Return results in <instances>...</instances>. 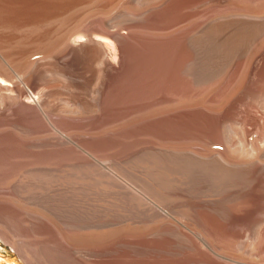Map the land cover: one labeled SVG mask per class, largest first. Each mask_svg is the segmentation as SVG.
I'll list each match as a JSON object with an SVG mask.
<instances>
[{
	"label": "rangeland",
	"instance_id": "obj_1",
	"mask_svg": "<svg viewBox=\"0 0 264 264\" xmlns=\"http://www.w3.org/2000/svg\"><path fill=\"white\" fill-rule=\"evenodd\" d=\"M247 1L250 3H248ZM259 1L261 2V0H236V3L234 2V7H236L237 12L243 13L244 10H255L256 6L257 9L260 8V6H258L261 5L259 4ZM242 2L249 4L247 6H251V8L249 7V9L247 6H244L246 4H240ZM253 2L258 3L257 5H254ZM249 39L251 38H248L244 41H238L239 43H241V45L243 42L247 43H243L242 46H240V44H237L238 42L236 40L235 42L225 41L226 43H223V45L225 46L221 45V47L217 48V52H209L206 55L203 64L197 67V69H194L193 72L191 70L187 71L185 69H182L181 63L183 62L184 57L183 55H178V52H172L171 50L168 52H159L148 49L141 50L142 52L137 51L130 54L128 53V55L126 54L124 57L123 65H125L118 67L117 69H115V71L113 70L114 73L112 71L108 76L109 79L107 78L106 83L102 88V93L104 94L99 98V100L101 101L98 100V96L97 98H94L96 96H93L96 95V93L92 88L96 90L97 88H99L100 83L97 82V86L96 79L92 81L93 83L90 84V88L84 87L85 85H83V83L82 87L81 84L79 85L75 82L72 83L70 87L63 84V86H59L60 89L57 88L56 93H54V96L51 97V99L53 100L54 98L53 102L56 104L58 103V106L60 107H62L63 105L66 106L67 103L64 102L66 98L69 100H66L68 102V105L72 103L70 102L71 100H73L72 96L77 94H81L80 96L87 103H89V105L92 102L90 107L87 108L88 113H93H89L91 116L85 113L86 110L81 111L82 114L81 112L77 113L78 116L80 114L83 116L84 114L87 115L83 117V120L82 116L76 117V114L73 113L75 116H73V118H75V120H78L80 118V120L78 121L82 122L83 124L85 121L83 127L75 129L76 132L78 131L77 133H79L83 130V132L86 131V135L83 132H80L79 134H77L76 132V134L74 132L72 134L70 133L71 136L76 135L78 137H76L78 139V143L80 144L79 141L81 140V145H85L84 147H87V150H83L74 143L68 144L67 142L65 143L57 140L60 135L64 136V134L66 135L67 133L63 132V130L61 131V128L57 125L59 123L61 124V122H58L59 120L57 121L56 116L54 117L55 119H52L53 121H57V128L53 126L54 129L59 132L58 133L54 130L56 135L53 134L54 132L52 130H39V124L37 125L33 122L23 121L21 128L19 126V128L13 130L16 142L14 143V145L11 144L10 146H8L6 142L0 138V264H264V243L262 244V238L260 239V236L255 233L257 232L255 227L248 226L246 229L247 231L250 230L249 233L251 234L248 235L246 234L248 232H244L245 234L243 233L242 237H240L236 241L230 240L229 238L223 240L222 242L220 241L219 243H217L219 246L217 245L214 251L213 249H208L204 245H202V241L197 234V230H201L199 229L200 226H198L197 223L191 218L187 219V221H189L187 223L190 225V227L195 226L192 228L194 231H190L184 227L179 228L180 224L177 223L178 225H176V221L173 219L169 221V219L164 218L163 216L160 217L158 215H154L153 218H151L152 216L149 217L151 219H146L145 215H143V211L141 210L139 212V210L142 209V202L139 198L140 196H142V193L144 192L143 188L145 187L143 180L146 181V178L149 177V174H152L149 170V167L152 165L150 159L153 160L157 158L161 160H170L169 158L167 159L165 157L167 156V152L174 153L175 151L176 152L174 154L186 153L198 159H205L207 157H210L215 152H221L223 155L232 153L234 154L235 152L234 155H237V157L231 155H227L226 157L230 156V158H233L232 160H234L235 162H244V158H246V156L248 158L247 161H251L253 159L255 160L257 158L258 154H256V151L255 153H252L254 151L251 150L254 146L257 147V145H259V148H264V142L262 143L264 139V119L262 120L263 122L259 124V126L251 125V127L249 125L248 127H246L244 134H241V131L238 130L239 128H236V132L234 134L235 142L231 147H227L226 145H224L225 143L221 140L213 141L210 136L213 131L212 128H214L211 125H214L215 121L217 120L216 118H223L221 116L226 110H229V114L231 116L230 119L237 127L238 124L233 121V117L236 116L235 113L238 109L237 105L240 106V102H242L241 100L246 98L250 93L254 91L256 92V88H258V85L260 84V78L263 74V62L261 63V65H255L256 57H254V54L260 46L264 45V41H262L264 40V34L263 36L256 38L257 40L251 39V41H249ZM170 43H172V45ZM178 43V41L165 43V48H175V46H177L175 44ZM255 44L257 45L255 46ZM245 45H250L247 50ZM238 47L240 48L239 52ZM228 48H230L229 50L233 53H237V56L235 54H231L228 51ZM219 50L221 52H219ZM249 50H251V53H248ZM150 51H152L154 54ZM145 52L147 53L145 54ZM228 52L230 54H228ZM239 55L242 58H238ZM246 55L250 56V58L252 57L254 62L252 61V59L251 62L249 59V62L251 64L247 62L246 59H248V57ZM225 57H227V59H225ZM233 59H235V61H233ZM178 63L179 65H177ZM247 63L252 67L250 68ZM208 64L209 66H207ZM220 64H222L221 67ZM207 67L211 70L209 71ZM246 68H250L248 72V69ZM196 70H198L199 72ZM75 73L76 75H78L79 71H75ZM203 77L206 79L204 80ZM201 80H203L204 82ZM207 80L209 81L207 82ZM207 84H209L210 86ZM104 88H106L105 92ZM29 90H33V98H36L38 96V90H34L32 88H29ZM64 97L65 99L62 101ZM93 98L95 99V101ZM90 99H92L91 102ZM169 99L172 100L171 104L166 102V100ZM61 101L62 103H60ZM96 101L98 102L96 103ZM153 103L156 104L154 110H144L141 108L140 110H138L139 106ZM96 105L98 106L97 108H95ZM116 105L117 107L115 108ZM107 107L108 109H106ZM92 108H95L94 111H97H92ZM140 112L143 114L141 115ZM119 114L121 115V117ZM92 115L94 116V118H92ZM97 115L99 116L97 117ZM103 116L107 117H105L104 119ZM169 116H171V118L168 119ZM211 116L214 120L211 119ZM226 116H228L229 118V115ZM100 118L102 119L103 123L99 121L101 120ZM155 120L156 125L154 127V131L144 132V128L142 127V125L146 122ZM125 122H127V124H125ZM208 122L214 123L209 124ZM22 126L24 127V129L26 127L25 132L29 130L30 134H25V132L23 133ZM130 126L132 127L129 128ZM87 127H89V132H87ZM207 127H209V129ZM43 131L45 133L48 132L49 134L47 133V135H44V137L41 135H38L37 137H26L28 135H31V133V136H33L35 133L44 134ZM238 132L239 134L237 135L236 133ZM22 134L23 136L25 134L24 140L23 136H21ZM167 134L173 135V138L170 139L163 136ZM184 134L185 136L180 137ZM201 136L203 137L201 138ZM101 137L107 138L110 140V142L115 143L114 148H112L113 150H101V148L97 146L94 147V145L92 144L93 140H97ZM208 137H210L209 140H207ZM238 137H242L241 139L246 140L240 141ZM53 138L55 140L54 142ZM40 139L42 140L40 141ZM26 141L29 144V149L25 152L24 149L22 150L20 145H22L23 142ZM242 141L244 142V144L247 143V146L244 145ZM256 141L262 144H257ZM90 143L92 144V146L90 145ZM209 144L211 146H209ZM242 144L244 146H242ZM239 145H241L242 148ZM41 146L46 147L42 148ZM47 146L49 148H47ZM52 146L55 147L53 148ZM159 146L162 147L160 148ZM163 146L166 148H163ZM208 146L210 149H208ZM223 146L224 149L227 148L228 150L230 149V151H228L227 149L223 150ZM236 146H238L239 148H237ZM58 147L60 149H58ZM247 147L248 150L245 149ZM97 148L99 150H97ZM38 149L43 154H41ZM159 149L162 150L159 151ZM35 150L37 152H35ZM245 150L247 151V153ZM145 151H147V153ZM68 152L69 155L67 154ZM82 152H84L85 154H83ZM247 154H254L253 156L255 158L249 160L250 156ZM241 155L244 157H239ZM9 156H11L13 159H9ZM80 157L86 159L82 160L80 159ZM39 160L41 162H38ZM95 161L97 164H95ZM186 162L187 164L173 162L174 167L171 165V167L167 169L168 171L165 172V175H167L168 177L170 175L174 177L173 179H171L172 177L170 176V182H168L169 179L165 176L166 182L174 184L171 185L172 187L170 194L172 196L174 195L173 197H176L177 199L179 198L181 201H178L179 205H185V209L187 208L186 206H188L189 208L188 203L185 201L190 198L199 199V197H203V187H205L203 176L201 175L203 174V164H197L195 162H192L191 160H187ZM93 163L95 165H93ZM31 164L32 168H30ZM44 164L47 166H45ZM82 164L83 166H81ZM87 164L91 165L88 167ZM178 164H180L181 166ZM200 164L202 166H200ZM92 165L93 169L95 170H99L101 166H103L104 168L101 167L102 171L97 170L95 171V173H93V169L91 170ZM27 166L29 167V169L27 168ZM197 167L199 170L197 169ZM185 168L186 170H183ZM70 169L71 171H69ZM43 170H45V172ZM75 170L76 173L79 172V174L77 173L78 175H76V173H73V171L75 172ZM90 170L93 172L91 173ZM103 170L107 171L104 172ZM30 171L35 176H30ZM40 172H44V174L42 175ZM46 172L47 174H45ZM183 172L184 177L186 178L185 181H187L183 182V185L185 186H182V183H180V178ZM23 174H26L24 175V177H26L25 179L23 177ZM71 175L76 176L73 177ZM45 176L47 177L46 180L44 178ZM112 181H115L119 186L117 184L115 186V182L112 183ZM122 183L124 184L123 188L127 186L131 191L130 193H135L133 194L134 197L131 196L132 194L128 193L129 189H127V187L125 188L127 190H122L124 194L119 191L120 189H117V187L123 189L121 186ZM175 183L180 184L175 185ZM186 185H188L189 187ZM179 188H181L182 191ZM195 188L197 190H195ZM116 189L118 191H116ZM176 189L178 190L176 191ZM179 190L180 192H182V195L180 194ZM183 190H185L186 192ZM124 191L127 192L125 193ZM174 192L175 194H173ZM193 192L196 193L192 194ZM138 194L141 195L137 196ZM247 194L249 195H247L248 198L254 199L256 191L251 188L248 190ZM117 196L122 197L121 202L124 200L123 202L125 206H123V202L121 203L119 197ZM130 196L132 198H130ZM128 197L129 199H127ZM181 197L185 198L182 199ZM135 199H138V201L141 203H138V201H136ZM143 199L144 196L142 198V201ZM116 200H118V204H116ZM114 202H116V205L114 204ZM133 204H135V206H132ZM136 204H139V206ZM252 205L253 204L251 202L248 205L249 207L247 206L246 212L252 213L255 210V206ZM138 207L140 209H138ZM161 221L165 222L161 223ZM172 221L173 223L171 224ZM163 224H165V226L172 225V227H175L174 230L176 232L173 230H167V227L165 228ZM3 225H9V228ZM196 227L198 228L195 230ZM181 233H185L187 237L185 235H182ZM5 234L8 236H6ZM7 239H9V241H7ZM258 239H260L259 243L257 241ZM191 242L193 243L191 244ZM199 244L201 245V247ZM204 247L206 250L204 249ZM25 249L27 251H25Z\"/></svg>",
	"mask_w": 264,
	"mask_h": 264
},
{
	"label": "bare ground",
	"instance_id": "obj_2",
	"mask_svg": "<svg viewBox=\"0 0 264 264\" xmlns=\"http://www.w3.org/2000/svg\"><path fill=\"white\" fill-rule=\"evenodd\" d=\"M238 1H240V0H238ZM263 1L264 0H261V2H263ZM234 2L236 3V0H0V138L2 140H4L8 146H10L11 144L14 145V143H16V142H15V136H14L13 130H15L16 128H19V126L21 128L23 121L33 122L37 125L39 124V126H40V129L38 127L39 130H41V129L42 130H45V129L52 130L54 132L53 134H55V131H56V129H54V127L57 128V125H58L61 128V131L63 130V132L67 133L66 135L64 134V136L60 135V137H58V139H57L58 141L65 142V143L67 142L68 144L74 143L75 145L82 148L83 150H87L88 148L86 147L87 148L86 149L84 147L85 145L84 146H82L83 144L81 145V140L79 141L80 142V144H79L77 141L78 137L76 135L71 136L70 133L71 134L73 132L75 133L76 128L79 129V128L83 127L85 124V121H84V124L82 122L78 121V120H80V118L78 120L77 119L75 120V118H73V116H74L73 113H75L76 114L75 116L77 117L78 116L77 113H80L81 111L86 110L85 113H87V115H88L90 112L88 113L87 108H89L90 105L92 104V102H91L92 99H90L91 104L89 105V103H87L80 96L81 94L80 95L77 94V95L72 96L73 100L70 101L72 103H70L68 105V102L66 101L68 99L66 98V100L64 101L67 103L66 106L63 105L64 107L63 106L60 107V106H58V103L56 104L53 102L54 98H53V100L51 99V97L54 96V93H56L57 88L60 89L59 86H61L62 84L70 87V85L74 82L78 83L79 85L80 84L82 85V83H83V85H85L84 87L90 88V84L93 83L92 81L96 79V83L100 82L99 88H97L96 90L94 88H92L96 93V95H93V93H92V95L96 96L94 98H97V96H98V100H99L100 96H102L104 94V93H102V88L105 85L108 76L111 74V72L113 70L115 71V69H117L118 67L125 65V64L123 65L125 55L126 54L128 55V53L130 54V53H134L137 51L140 52L141 50H148V49L152 50V51L153 50L159 51V52H168L170 50L172 52H178L179 54L178 53H176V54L183 55V57H184L183 62L181 61L182 62L181 63L182 69H185L187 71L191 70L193 72L194 69H197V67H199L200 65L203 64L205 57L209 52H214V51L217 52V50H218L217 48L221 47V45H223V43L225 41L235 42V40H236L238 42L241 40L244 41L248 38H251L254 40L256 38H259L260 36H263V34H264V2L261 3L259 1V4H261V5L263 4L262 6L258 5V6H260V8L257 9V6L256 7L254 6L256 8L255 10H244L243 13L237 12L236 7H234V5H235ZM248 3H250V2H248ZM257 3H254V5H257ZM237 4H238V2H237ZM240 4H246L244 6L249 5V4L244 3V2H242ZM247 7L251 8V6H247ZM254 7H252V8H254ZM261 38H263V37H261ZM251 39H249V41H251ZM171 41H178L179 43L175 44V45H177V46H175V48H173V47H171V49L169 47L165 48V45H166L165 43H169ZM262 41H264V40H262ZM243 43L247 44L245 42H243ZM243 43H242V45H243ZM170 44L172 45V43H170ZM237 44H240V46H242L241 43H239V42ZM226 45H228V44H226ZM256 45L257 44H255V46ZM223 46H225V45H223ZM249 46H246V50ZM225 48H227V47H225ZM234 48H236V47H234ZM243 48H244V46H243ZM229 49L230 48H228V51L231 54H235V55L237 54V53H233ZM152 51H150V52L153 53ZM239 51H240V48L238 49V52ZM250 51L251 50H249L248 53H251ZM219 52H221V51L219 50ZM229 52H228V54H230ZM146 53L147 52H145V54ZM223 53H225V52H223ZM140 56H142V55H140ZM172 56H173V54H172ZM216 57H218V56H216ZM239 57H240V55L238 56V58ZM247 57H248V59H246L247 62H249V59H250V62H251V59L253 61L252 57L251 58H250V56H247ZM254 57H256L255 65H257V64L261 65V63L263 62V70H262L263 74L261 73L262 76L260 78V84L258 85V88H256L257 91L250 93L246 98L241 100L242 102H240L241 103L240 106L237 105L238 109H237V112L235 113L236 116L233 117V121H235L238 124L237 127L235 124H233L232 120L230 119L231 116L229 114V110H226L222 114L221 117H223V118H220V119L216 118L217 120L215 121V123L213 122L214 125H211L214 127V128H212L213 131L210 129L212 131V133L210 132L211 133L210 136H211L212 140L213 141L214 140H221L225 143L224 145H226L227 147H231L235 142L234 141L235 140L234 134L236 132V128H239L238 130L241 131V134H244L246 127H248L249 125L250 126L251 125L259 126V124L261 122H263L262 120L264 119V45L260 46L257 49L256 53L254 54ZM240 58H242V57H240ZM134 59H137V58H134ZM225 59H227V57H225ZM235 59H233V61H235ZM144 61H145V59H144ZM150 61H151V58H150ZM243 61H244V59H243ZM153 62H155V61H153ZM240 62H242V61H240ZM236 64H237V62H236ZM177 65H179V63ZM221 65L222 64H220V67H221ZM234 65H235V63H234ZM244 65H246V64H244ZM260 65H258V66H260ZM207 66H209V64ZM217 66H218V64H217ZM249 67L251 68L252 66L249 65ZM223 68H225V67H223ZM226 68H228V67H226ZM250 68H246V69H248L247 72L249 71ZM253 68H255V67H253ZM207 69H208V67H207ZM219 69H221V68H219ZM208 70L210 71L211 69H208ZM221 70H223V69H221ZM75 71H79V74L76 75ZM114 71H113V73H114ZM196 71H198V70H196ZM113 73H112V75H113ZM227 73H229V72H227ZM252 73H250V74H252ZM236 75H238V74H236ZM197 76H198V74H197ZM209 76H212V75H209ZM190 77H192V76H190ZM254 77H256V76H254ZM198 79H199V77H198ZM205 79L206 78H204V80ZM246 79H247V77H246ZM213 80H211V81H213ZM201 81H203V80H201ZM208 81L209 80H207V82ZM197 82H198V80H197ZM98 83H97V86H98ZM195 83H196V81H195ZM83 85H82V87H83ZM207 85H209V84H207ZM251 86H253V85H251ZM64 87H62V88H64ZM29 88L30 89L32 88L34 90L39 91L38 96L36 98L35 97L33 98L34 92H33V90L30 91ZM254 88H255V86H254ZM105 89L106 88H104V92H105ZM88 90H90V89H88ZM243 90H245V89H243ZM36 95H37V93H36ZM64 99H65V97L62 99V101ZM62 101L60 103H62ZM94 101H95V99H94ZM99 101H101V100H99ZM171 101H172L171 99L166 100V102L169 104H171ZM97 102L98 101H96V103ZM228 102H230V101H228ZM227 105H229V104H227ZM112 106H114V105H112ZM155 106H156L155 103L145 104L143 106H139L138 110H140V108L144 109V110H154ZM97 107L98 106L96 105L95 108H97ZM116 107H117V105L115 106V108ZM94 109L92 111H94ZM103 109H105V108H103ZM106 109H108V107ZM200 109H202V108H200ZM99 110H100V107H99ZM213 110H215V109H213ZM95 111H97V110H95ZM216 112H218V111H216ZM101 113H102V111H101ZM117 113H119V112H117ZM205 113H207V112H205ZM81 114H82V112H81ZM81 114L79 116L80 117L82 116V118L85 117V115H86V114H84V116H83ZM90 114H93V113L91 112ZM90 114H89V116H91ZM110 114H112V113H110ZM142 114L143 113H141V115ZM226 115H229V118ZM55 116L57 117V121L59 120L58 122H61V124L59 123L60 125L56 123L57 121L54 120L55 121L54 122L52 120V119H55L54 118ZM98 116L99 115H97V117ZM103 117L105 119V117H107V116H103ZM120 117H121V115H120ZM209 117H210V115H209ZM92 118H94V116ZM169 118H171V116H169L168 119ZM212 118L213 117L211 116V119ZM83 120H84V118H83ZM93 120H95V119H93ZM212 120H214V119H212ZM99 121L102 122V119ZM155 123H156V120L144 123L142 125V127L144 128L143 131L144 132L145 131H147V132L148 131L149 132L154 131V129H155L154 127L156 125ZM213 123H209V124H213ZM89 124H90V122H89ZM125 124H127V122H125ZM133 126H134V124H133ZM27 127H28V125H27ZM131 127L132 126H130L129 128H131ZM92 128H93V126H92ZM92 128H91V130H92ZM203 128H204V126H203ZM207 128L209 129V127H207ZM88 129H89V127H87V130ZM147 129H149V130H147ZM260 129H262V128H260ZM22 130H23L22 132L24 133L26 131V127H25V129L23 127ZM98 130H100V129H98ZM84 131H85V129H84ZM56 132H58V131H56ZM82 132H83V130H82ZM85 132H83V133H85ZM87 132H89V130ZM139 132H141V131H139ZM26 133H29V130L27 132H25V134ZM47 133L48 132H46V133L44 132V134L42 133L43 134L42 135L41 133H39V134L35 133L34 134V132H33V134L36 136H34V135L31 136L32 135V133H31V135H28L26 137H28V138L29 137H37L38 135H41L44 137V135H47ZM50 133H52V132H50ZM79 133H77V134H79ZM25 134H24V136H23V134L21 135V136H23V140H24ZM236 134L238 135L239 132ZM85 135H86V133H85ZM102 136H103V134H102ZM163 136L165 138H170V139L173 138V135H171V134H167V135H163ZM183 136H185V134L181 135L180 137H183ZM108 137H109V135H108ZM202 137L203 136H201V138ZM263 137H264V135H263ZM55 138H57V137H55ZM209 138L210 137H208L207 140H209ZM241 138L242 137L239 138L240 141L246 140V139L244 140ZM41 140L42 139H40V141ZM54 141L55 140L53 138V142ZM243 141H242V143L244 144ZM263 142H264V139H263L262 143ZM91 143H90L91 146L93 144L94 147L97 146V147L101 148V150L112 149V148H114V145H115L114 142H110L109 139L102 138V137L97 139V140L96 139L93 140V143L92 144ZM262 143L257 142V144H262ZM216 144H218V143H216ZM243 144H242V146L246 145L247 143H245L244 145ZM20 146H21L22 150L24 149L25 152L29 149V144L27 143V141L23 142V144ZM150 146H152V145H150ZM209 146H211V145L209 144ZM209 146H208V149H210ZM239 146L241 147V145H239ZM41 147L45 148L46 146L45 147L41 146ZM214 147H216V146H214ZM236 147L239 148L238 146H236ZM249 147H253V146H249ZM255 147L256 146H254L252 149L250 148L252 151H254V152H252V151H250V152L255 153V151H256V154H258L257 158L255 160L253 159L251 161H247L248 158L246 156L247 159L244 158V162H235L234 160H232L233 158L232 159L230 158V156H228V157L231 160L228 157H226L227 155L235 156L234 155L235 152H234V154L232 153V154H224V155L221 152L220 153L215 152L210 157H207L205 159H198V158H194V157H192L186 153L185 154H174L176 152L175 151L174 153H168L167 152V154H166L167 156H165V157L167 159L169 158L170 160H165V159L161 160V159H157V158L153 159V160L150 159L152 165L149 167V170L151 171L153 176H152V174L151 175L149 174V177L146 178V181L143 180L144 181L143 183L145 186L143 188L144 192L142 193V196H140V198H139V199H141L142 203L139 202L138 199H135L136 201H138V203L142 204V207H141L142 209H140L138 207V209H140L139 212L142 210L144 213L143 215H145L146 219H148L151 216H152L151 218H153L154 215L155 216L158 215L160 217L163 216L164 218L169 219V221L171 219H173L176 221V225L180 224L179 228L184 227L190 231H192L193 230L192 228L195 227V226L190 227V225L187 223V222H189V221H187V219L191 218L192 220H194L197 223L198 226H200L199 229H201V230H197V232H198L197 234L202 241V245H204L208 249L211 248V250L216 249V246L218 245L217 243H219L220 241L222 242L223 240H225L227 238H229L230 240L236 241L237 239L242 237L244 232H248L246 234L250 235L251 234V233H249L250 230L247 231V229H246L248 226L255 227V229L257 230V232H255V233H257L260 236V239L262 238V244H263L264 243V148H259V145H257L258 148L257 147L255 148ZM47 148H49V147L47 146ZM163 148H166V147L163 146ZM58 149H60V148L58 147ZM222 149L225 150L227 148L224 149V146H223ZM245 149L248 150V147ZM97 150H99V149L97 148ZM160 150H162V149H159V151ZM241 150H244V149H241ZM76 151H75V153H76ZM115 151H116V149H115ZM167 151H168V149H167ZM228 151H230V149ZM233 151H235V150H233ZM236 151H238V150H236ZM35 152H37V151L35 150ZM39 152H40V150H39ZM145 152L147 153V151H145ZM225 152H227V151H225ZM238 152H240V151H238ZM20 153H21V150H20ZM82 153L85 154L84 152H82ZM241 153H242V151H241ZM246 153H247V151H246ZM252 153H250V154H252ZM41 154H43V153H41ZM41 154H40V156H41ZM67 154L69 155V152ZM70 154H71V152H70ZM162 154H163V152H162ZM236 154H238V153H236ZM78 155H81V154H78ZM247 155H249V154H247ZM253 155H249L250 156L249 160L252 158H255ZM64 156H66V155H64ZM139 156H142V155H139ZM83 157L82 158L80 157V159L83 160L84 159ZM235 157H237V155ZM239 157L242 158L244 156L241 155ZM8 158L13 159L11 156H9ZM39 159H40V157H39ZM19 160H20V157H19ZM187 160H189V161L191 160L192 162H195L197 164L198 163L203 164V170H202L203 174H201V175L203 176V181L205 183V187L202 186L204 188V190L202 189L204 192V193L202 192L203 197H199V199L198 198L197 199L190 198V199H187V201H185L189 205V208H188V206H186L188 209L187 208L185 209V207H184L185 205H182V204L179 205L178 201H180V199L178 198L179 199L178 200L176 197H173L174 195L172 196L170 194L171 187H172L171 185H174V184H171L168 182H170L169 177L170 176L172 177V175L169 174L170 176L168 177L167 175H165V172L168 171L167 169L170 168L171 165L174 167L173 162L180 163V164H187V162H186ZM240 160H243V159H240ZM38 162H41V161L39 160ZM85 163H86V161H85ZM91 164H92V162H91ZM91 164H87L88 167ZM95 164H97L96 161H95ZM95 164L93 163V165H95ZM180 164H178V165H180ZM93 165L91 166L92 167L91 170L93 169ZM33 166H35V165H33ZM45 166H47V165H45ZM81 166H83V164ZM192 166H191V168H192ZM200 166H202V165L200 164ZM101 167H103V166H101ZM101 167L99 170H101ZM27 168L29 169L28 166H27ZM30 168H32V164H31ZM186 168L183 170H186ZM195 169H196V166H195ZM197 169H198V167H197ZM97 170L93 169L94 172L91 171V173L92 172L95 173V171H97ZM183 170H181V171H183ZM43 171L45 172V170H43ZM69 171H71V169ZM106 171H104V172H106ZM44 172H42V173L40 172V173L43 175ZM184 172H183L181 178L179 176L180 183H182V186H185V185H183V182H187V181H185L186 178L184 177ZM188 172H189V170H188ZM30 173H31V171H30ZM35 173H37V172H35ZM73 173H76V170H75V172L73 171ZM77 173L79 174V172H77ZM77 173H76V175H78ZM88 173H89V171H88ZM197 173H199V172H197ZM45 174H47V172ZM24 175H26V174H23V177H24ZM31 175L33 177L34 174L31 173L30 176ZM76 175H74V176L71 175V176L75 177ZM144 175H146V174H144ZM19 176H20V174H19ZM165 176L168 177V179H169L168 182H166ZM25 178L26 177H24V179ZM44 178L46 180L47 177L45 176ZM173 178L174 177H172L171 179H173ZM107 179H108V177H107ZM142 179H140V180H142ZM101 181H102V179H101ZM114 182L112 181V183H114ZM119 183H121V182H119ZM172 183H174V182H172ZM180 183H178V184H180ZM197 183H199V182H197ZM116 184L117 183L115 182V186H116ZM178 184L175 183V185H178ZM112 185H110V186H112ZM123 185L124 184L122 183L121 184L122 188H123ZM188 185H186V186H188ZM250 187L254 191H256V195H255L254 199L248 198L249 195L247 193H248V190L251 189ZM125 188L121 189V188L117 187V189H120L119 191H121V193H123L122 190L129 189L128 187H127V189H125ZM117 189H116V191H118ZM179 189L181 190V188H179ZM186 189H187V187H186ZM177 190L178 189H176V191ZM180 190H179V192H180ZM195 190H197V189L195 188ZM183 191H185V190H183ZM130 192L131 191L129 189L128 193H130ZM181 193L182 192H180V194ZM194 193H196V192H193L192 194H194ZM249 193H250V191H249ZM130 194H132V193H130ZM133 194H135V193H133ZM133 194L131 195L132 197H134ZM173 194H175V192ZM139 195H141V194H138L137 196H139ZM126 196H128V195H126ZM131 196H130V198H132ZM143 196H144V199L142 201ZM196 196H199V195H196ZM117 197H119V196H117ZM121 198L122 197H119L120 202H121ZM184 198H182V199H184ZM127 199H129V197ZM116 202H114V204L115 203L118 204V200H116ZM126 202H127V200H126ZM251 202L255 206V210L253 211L254 213L253 212L252 213L246 212V208ZM114 204H113V206H114ZM122 204H123V206H125L124 202ZM122 204H119V205H122ZM141 204H140V206H141ZM136 205L139 206V204H136ZM132 206H135V204H133ZM251 211H252V209H251ZM151 218H149V219H151ZM163 222H165V221H163ZM163 222L161 221V223H163ZM190 222H191V220H190ZM172 223H173V221L171 222V224ZM192 223H194V222H192ZM174 224H175V222H174ZM163 225L165 228L167 227V230L175 231L174 230L175 227H172V225L171 226H165V224H163ZM3 226L8 227L9 225L8 226L3 225ZM252 227H250V228H252ZM197 228L198 227H196L195 230ZM179 234H180V232H179ZM182 235H185V233ZM6 236H8V235H6ZM185 236L187 237V235H185ZM245 237H246V235H245ZM260 239L257 240L258 243L260 242L259 241ZM7 241H9V239H7ZM196 241H199V240H196ZM192 243L193 242H191V244ZM200 247H201V245H200ZM205 247H204V249H205ZM263 247H264V244H263ZM25 251H27V250L25 249ZM211 257H212V255H211Z\"/></svg>",
	"mask_w": 264,
	"mask_h": 264
}]
</instances>
